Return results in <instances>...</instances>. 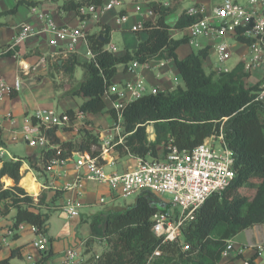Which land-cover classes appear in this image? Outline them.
<instances>
[{
    "label": "trees",
    "instance_id": "16d2710c",
    "mask_svg": "<svg viewBox=\"0 0 264 264\" xmlns=\"http://www.w3.org/2000/svg\"><path fill=\"white\" fill-rule=\"evenodd\" d=\"M178 2V0H170ZM34 5L32 0H18L16 5L1 15H15L20 4ZM94 3L101 6L103 0H66L63 8L79 12V7ZM157 15L155 21H146L143 29L148 37L138 46L122 55L106 48L111 40V27L101 24L98 33H88L87 40L93 57L89 61H79L76 54H69L62 63L55 61L54 69L62 71L74 79L76 67L83 69V79L72 89L73 94L85 97L79 110L84 113L110 112L117 118L113 108L105 101L108 96L117 100V94L110 93L113 78L120 66L126 68L132 62L148 63L154 59H173L180 70L185 87H177L170 92L159 91L145 94L129 102L122 109V143H115L114 149L121 155L136 157H165L169 144L180 149H192L207 138L221 131L226 144L235 154L237 176L222 195H212L200 208L196 218L184 226L183 242L189 244L183 248L182 242H163L156 236L153 225L154 215L165 211L162 201H153L145 190L138 196L134 205L112 207L104 215L96 216L100 220L93 222V236L86 245L105 240L107 248L102 255H91L86 263L98 258L96 264H220L227 241L238 233L254 225L264 224V102L255 100L260 82L249 85L250 72L245 64H238L228 72L207 73L203 66L208 56V48H201L183 58L177 56L178 47L186 38L176 39L171 29L183 31L194 20L185 11L174 26L165 18L172 7L163 0L149 3ZM236 39L250 43V39L240 34ZM12 48L0 49L1 55H13ZM55 78V73H50ZM71 118L76 117L72 109H67ZM154 126L155 138L151 140L147 127ZM59 126L48 130L51 146L44 149L42 163L47 165L53 158L64 159L74 152H88L93 158H99L102 152L100 133L84 129L79 138L62 141L57 131ZM4 142L0 138V145ZM23 162L21 160H3L0 168V218L16 211L14 229L21 223L36 226L47 233L49 214L40 209L46 204L47 195L42 194L39 202L30 195L20 181ZM9 176L15 181L12 187H4L3 177ZM259 179L256 191L251 199L244 196V187H253L251 180ZM157 195V194H156ZM104 222V226L101 223ZM97 236L98 238L96 239ZM160 251L156 255L155 251ZM91 251L87 249V253ZM45 253V252H44ZM18 255L14 249L9 257L0 259V264H12L11 259ZM44 254L41 262L49 257ZM251 264H256L252 259Z\"/></svg>",
    "mask_w": 264,
    "mask_h": 264
},
{
    "label": "crops",
    "instance_id": "0c3cea01",
    "mask_svg": "<svg viewBox=\"0 0 264 264\" xmlns=\"http://www.w3.org/2000/svg\"><path fill=\"white\" fill-rule=\"evenodd\" d=\"M17 1L0 0V12L13 8ZM32 1L35 2L34 5L20 4L15 15L0 16V49L12 48L11 46L14 44L23 24H30L35 30L45 27L49 20H53L60 26L77 27L81 24L77 11L62 7L66 0ZM109 1L103 0L102 5ZM151 1L153 0H122L120 16L127 15L128 19L126 22H119V17L105 18L103 13L96 19H88L85 31L87 34L98 33L101 30V24H107L112 29L109 43L115 47L113 52L117 55H122L127 50L132 51L138 46L140 41H144L148 37L147 31L143 27L139 30H134L133 27L137 25L143 26L144 22L155 21L157 17L155 11L149 5ZM163 1L172 7L170 0ZM221 2L222 0H218L216 4L212 5L211 0H193L192 5L189 7L193 5L201 6L205 15L213 16L215 6ZM247 3L248 1L245 4ZM189 7L184 8L180 13H176L172 7V12L165 18L166 22L170 26H174L180 14L183 11L186 12ZM171 35L176 39L186 38V41L177 49L179 58L198 52L201 48H208V56L203 63L205 71L206 67H209L211 72L216 74L219 73L218 70L221 67L231 71L238 64H245L251 59L249 44L236 39V36L229 35L224 38L230 46L231 56L224 64H221L216 51L219 38L201 37L191 40L188 27L183 31L172 28ZM52 37V33L31 36L12 48L15 52L13 55L0 56V80L8 84H14L17 80L20 81V90L5 91L0 98V138L4 142L3 145H0V168L3 160H21L23 162L21 167L23 177L20 181V186L32 195L36 202H39L40 195L46 194V204L42 206V208L46 209L44 211L49 214L50 211L55 210L61 217L70 219V221L64 224L63 229L57 236H53L49 231L51 225L50 223L48 224V231L45 234L48 235L50 242L46 251H40L34 245L36 239H31L29 243L31 242L30 246L35 251L36 257H34V254L29 253L28 248L25 247V241H21V239L22 236L28 233L37 232L33 230V225L28 223H25L23 228L14 229L16 211L13 209L14 214L10 215L12 210L7 216L0 218V228L6 237V241L0 245V259L9 257L12 251L17 249L18 255L13 258L25 257L27 254L28 259L35 258L33 264H51L50 260L57 257L56 264H65L67 250L74 248L78 255L70 264H83L92 255L94 246L98 243L96 242L90 247L86 245L87 240L93 236L92 226L95 218L100 220V216L98 218L96 216L104 215L106 213L105 210L108 211L109 208L120 207L110 204L117 197V194L120 193L113 190L105 182L88 178L87 167H78L74 156L73 159L67 160L63 165H58L52 170H48L47 165L49 163L47 165L42 163L44 150L30 146L27 142L26 126L34 125L33 114L37 109H54L55 100L58 99V102L64 104V110L61 113L66 112L67 109H72L76 113V117L74 119L71 118L70 123L66 126H59L57 135L62 141L79 138L84 129L100 133L102 141L100 158L104 162L99 163L107 173H120L136 167L138 157L131 154L121 156L114 149V144L121 143L120 139L124 140L125 138L121 123L120 126L117 125V118L110 112L95 114L81 112L79 108L85 97L82 94L72 93V89L77 83L74 79L70 80L62 71L57 73L54 67L51 68L55 61H59L61 64L64 58L73 53L77 55L81 62L91 60L92 54L88 40L81 39L73 48H70L71 43L68 40L61 41L56 46L51 45L49 41ZM193 46L197 47L198 51H195ZM116 50L120 51L116 52ZM259 68L262 70V77L250 81L252 78L251 70L248 78L249 85L261 82L264 78V67L261 66ZM51 72L55 73V79L51 77ZM61 76H66L70 81L60 86L58 79ZM181 77L180 70L173 59H154L148 63L132 62L127 68L123 65L120 66L113 78V85L118 90H122L126 83L142 79L149 92L153 88L162 92H170L181 86ZM71 95L81 96V100L74 104L65 103ZM105 101L107 106L112 108V100L108 96L105 97ZM148 127L152 129L151 137L150 133H148L149 138L153 140L155 138L154 126L149 125ZM10 143L15 144V147L23 145L25 147V157H19L11 153L8 149ZM6 154L9 155V158L5 157ZM146 158L163 159L164 157L152 158L147 156ZM27 177L34 180L36 192H31L24 186L23 180ZM3 183L5 188L15 185V181L9 176L3 177ZM160 199L163 201L161 197ZM69 200L79 203V214L77 216L70 217L64 212V206ZM102 203H105L106 207H100ZM165 206H167V209L161 212L170 213L171 206L169 204H165ZM172 206L177 207L173 201ZM101 226H104V222L101 223ZM9 230H12V233H9ZM78 230L83 232L84 237H77ZM95 237L96 239L98 238L97 236ZM67 238H69V244H67L68 242L64 244L61 239L67 240ZM231 240L234 249L228 258L222 259L220 264H244L245 260L251 261L252 259L256 264H259L262 261L256 247L262 246L264 251V224L246 228ZM88 248L91 249L89 253H87ZM241 249L244 250L243 253H239ZM47 253L50 254L49 257L41 262L44 254Z\"/></svg>",
    "mask_w": 264,
    "mask_h": 264
},
{
    "label": "built area",
    "instance_id": "2783aa9c",
    "mask_svg": "<svg viewBox=\"0 0 264 264\" xmlns=\"http://www.w3.org/2000/svg\"><path fill=\"white\" fill-rule=\"evenodd\" d=\"M119 4V0L96 6L94 3L79 7L78 15L81 20L80 26H60L53 20L48 24L35 30L30 24H23L12 48L26 40L27 38L45 33H52L50 44L56 46L61 41L68 40L70 48H73L81 39H87L85 31L87 20L98 18L106 10ZM167 5V3H164ZM139 8V7H138ZM186 13L194 17L195 20L188 26L189 37L195 40L201 37L219 38L216 46L219 62L224 64L231 56L226 36H236L238 34L250 39L251 59L245 63V69L251 71L254 68L264 67V0H248L247 4H242L237 0H222L215 6L214 15L204 14L203 8L193 5L186 10ZM43 16V14H41ZM127 15L118 18L119 22H126ZM143 26H134V30H139ZM106 48L110 51L115 47L109 43ZM92 57L94 56L91 51ZM228 72L227 68L221 67L218 70ZM20 90V81L8 84L0 80V98L5 91L12 92ZM110 93L117 94V100L112 101V108L117 113V122L120 126L122 120V109L126 104L145 94H156L159 90L153 88L150 92L142 79L131 81L125 84L122 90H118L112 85ZM257 101L264 102V78L259 84ZM71 121V116L67 112L57 113L53 108H40L33 114V126H26V138L30 146L39 147L43 150L50 147L48 130L55 126H66ZM124 140L120 139L122 143ZM220 141L222 147L215 148V142ZM110 144V143H108ZM79 155L76 160L78 167H87V177L109 184L113 190L118 191L123 196L141 193L149 190L158 194L169 193L172 195L173 203L180 208L176 214L158 212L154 215L153 230L157 237L163 242H182L183 248L188 249L189 244L183 242V228L193 221L200 208L212 195H222L232 184L237 176L235 169V154L226 144L224 134H214L203 143L192 149H180L176 144H169L168 152L163 159H147L138 157L137 166L124 172L107 173L99 163L98 158H93L86 152H74L67 159L61 157L53 158L47 165L48 170L55 166L63 165L73 156ZM64 212L70 216L79 214V203L69 200L64 206ZM25 223H21L19 228H23ZM40 238L34 241V245L40 251H46L49 245V238L36 226H32ZM12 233V230L8 231ZM6 241L3 230L0 228V245ZM234 249L231 239L227 241L223 250V259L228 258ZM258 255L262 254L263 247L257 246ZM243 249L239 253H243ZM160 254V251H155ZM78 252L70 248L66 252L65 264L72 263ZM244 264H251L245 260Z\"/></svg>",
    "mask_w": 264,
    "mask_h": 264
},
{
    "label": "rangeland",
    "instance_id": "374dc122",
    "mask_svg": "<svg viewBox=\"0 0 264 264\" xmlns=\"http://www.w3.org/2000/svg\"><path fill=\"white\" fill-rule=\"evenodd\" d=\"M121 1L122 0H120V3L115 5L112 9L104 12L103 16L105 18L120 17ZM217 1L218 0H211L212 5L216 4ZM246 1H248V0H239V2H241L242 4H245ZM192 3H193V0H181V1H178V2L171 1L172 7L175 9L176 13H180L184 8L189 7L190 5H192ZM182 48H185V47H182ZM193 49L195 51H198L197 47L193 46ZM118 51H120V50H116V52H118ZM261 71L262 70L260 68H254L252 70V78L250 79V81H254L256 78L258 79V78L262 77ZM206 72L210 73L211 69L209 67H206ZM55 78H53V79H55ZM82 79H83V69H82V67L80 65H78L76 67V70H75L74 81L76 83H79ZM58 81L60 83V86H63L67 81L69 82L70 80H68V78L66 76H61L58 79ZM181 87H183V88L185 87L183 78H182ZM80 100H81V96L71 95V96L68 97V99L66 100L65 103L74 104V103H77ZM63 105L64 104L58 102V99L55 100V108L54 109L57 111V113L60 114L64 110V108H63L64 106ZM147 131L150 133V137H151V134H152L151 127H148ZM221 147H222V145L220 144V141H216L215 142V148L216 149H220ZM8 149H9V151L11 153H13L15 155H18L19 157H25V147L23 145H17L15 147V144L10 143L8 145ZM5 157L9 158V155L6 154ZM148 157H151V156L148 155ZM258 182H259V179L255 178V179L251 180V182H250V184H252L253 187L250 186V187H244L243 188L242 192H243L245 197L251 199V197L254 196L255 191H256V186H257ZM138 194L139 193H135V194H132V195H129V196H123L121 194H117V197L114 199V201H111L110 204L111 205H115V206H120V207H123V208L129 207L131 205H134V203L136 202V199L139 196ZM148 196L150 198H152L153 201H158V200L160 201L161 200L160 197H161L163 199V201L161 200L163 204L165 203V204H169L171 206L170 207V209H171L170 213L171 214H175L177 211L180 210L179 207H173L172 206V195L169 194V193H165V194H162L160 196L156 195V194H153V193H148ZM100 207H106L105 203H102V205H100ZM40 209L42 211L46 210V209H44L42 207ZM47 211H49V209H47ZM105 212L107 213V210H105ZM12 214H14V210L11 212L10 215H12ZM69 221H70V219L68 220L67 218L61 217L60 214L57 211L52 210V211L49 212V223L51 225L49 231L53 234V236H57L58 233H60L61 230L63 229L64 224L66 222H69ZM46 236L48 237L47 234H46ZM40 237H41L40 234L34 232V233H28V234L22 236V239H21V241H25V247L28 248L29 253H33L34 254V257H36V254H35V251L33 250V248L30 246L31 242L29 243V241H31V239H33V238L34 239H38ZM77 237L78 238L84 237V234H83V232H81V230H78ZM61 240H62V242L64 244L67 243V242H68L67 244H69V238H67V240H65V239H61ZM106 248H107L106 241L105 240L100 241L99 243L95 244L92 255L101 256L103 251ZM27 256L28 255L26 254L25 257L12 258V264H33L35 262V258L28 259ZM56 256H59V255H56ZM56 258L57 257H54L53 259H51L50 263L51 264H56V262H55ZM260 258H262V261L259 264H264V251L260 255ZM97 260H98V258H96L94 261H90L89 263L85 262L83 264H96Z\"/></svg>",
    "mask_w": 264,
    "mask_h": 264
},
{
    "label": "bare ground",
    "instance_id": "6f19581e",
    "mask_svg": "<svg viewBox=\"0 0 264 264\" xmlns=\"http://www.w3.org/2000/svg\"><path fill=\"white\" fill-rule=\"evenodd\" d=\"M23 183L25 184L24 186H26L31 192L37 191L34 185V180H32L31 178H24Z\"/></svg>",
    "mask_w": 264,
    "mask_h": 264
},
{
    "label": "water",
    "instance_id": "95a60500",
    "mask_svg": "<svg viewBox=\"0 0 264 264\" xmlns=\"http://www.w3.org/2000/svg\"><path fill=\"white\" fill-rule=\"evenodd\" d=\"M79 159V155L75 154L74 155V160H78Z\"/></svg>",
    "mask_w": 264,
    "mask_h": 264
}]
</instances>
